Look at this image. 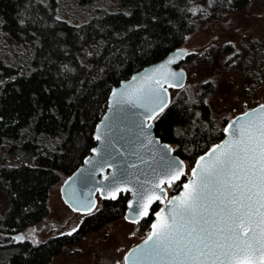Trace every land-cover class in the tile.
Wrapping results in <instances>:
<instances>
[{"label":"trees","instance_id":"1","mask_svg":"<svg viewBox=\"0 0 264 264\" xmlns=\"http://www.w3.org/2000/svg\"><path fill=\"white\" fill-rule=\"evenodd\" d=\"M64 1L0 0V39L16 47V54L0 49V193L6 204L0 235L6 241L47 215L50 187L90 154L111 88L181 47L193 30L192 0H96L105 8L91 9L94 0H71L75 9L85 5V19L89 14L77 25L58 17ZM212 88L204 83L194 100L178 96L153 121L155 135L190 167L222 138L205 102ZM127 199L102 201L71 235L38 245L8 241L0 264H50L63 246L122 218Z\"/></svg>","mask_w":264,"mask_h":264},{"label":"snow or ice","instance_id":"2","mask_svg":"<svg viewBox=\"0 0 264 264\" xmlns=\"http://www.w3.org/2000/svg\"><path fill=\"white\" fill-rule=\"evenodd\" d=\"M155 85L142 83L135 89L114 92L115 104L140 108L143 112L134 115L154 120L167 107L158 79ZM245 115L248 119L232 130L229 140L213 148L206 162L197 163L195 179L184 185V193L174 197L175 202L169 201L167 217L157 214L159 222L152 225L144 245L130 254L132 264H264V112ZM146 127L150 130L153 125ZM139 129L148 139L151 133L143 123ZM116 155L106 150V157L116 159ZM160 164L157 175L167 177L169 185L183 175L182 168L166 155ZM127 167L135 165H127L113 180H126ZM153 186L159 184L153 181ZM146 191L141 182L137 203ZM153 198L159 199L148 198L145 214Z\"/></svg>","mask_w":264,"mask_h":264},{"label":"rangeland","instance_id":"3","mask_svg":"<svg viewBox=\"0 0 264 264\" xmlns=\"http://www.w3.org/2000/svg\"><path fill=\"white\" fill-rule=\"evenodd\" d=\"M62 5L57 16L66 22L77 25L88 18L89 14L85 19L80 11L85 5L80 4L75 9L71 0L64 1ZM91 7L103 6L94 0ZM190 10L193 30L181 45L190 54L189 60L180 65L186 80L183 87L171 91V100L180 95L194 100L204 83H212V91L205 102L211 117L223 128L226 121L243 110L264 102V0H245L243 5L241 0H192ZM1 32L0 29V35ZM0 43L4 53L16 54V47L7 37L2 36ZM7 163L12 165L13 160ZM190 168L185 163V177L190 176ZM63 180L50 187L47 215L24 230L20 237L15 233L6 236L9 242L27 241L38 245L53 237L72 233L78 227L86 215L70 210L62 201L60 186ZM166 190L168 196L171 188ZM100 205L99 200L94 211ZM5 206L0 193V214ZM147 234V231L141 232L140 225L122 217L85 235L73 245L63 246L51 258L50 264H124L128 249L141 242ZM8 241L0 235V263L10 252L1 248Z\"/></svg>","mask_w":264,"mask_h":264},{"label":"water","instance_id":"4","mask_svg":"<svg viewBox=\"0 0 264 264\" xmlns=\"http://www.w3.org/2000/svg\"><path fill=\"white\" fill-rule=\"evenodd\" d=\"M188 57V51L183 47H178L161 60L134 72L128 79L120 81L118 85L111 88L106 109L96 123L92 135L95 146L91 149L90 154L83 159L82 164L68 175L60 186L61 199L70 210L88 215L95 210L98 199L115 201L119 195L127 194L128 199L123 217L128 222L136 221L135 223H139L148 217L156 203L163 202V206L153 215L149 227L150 234L153 231L152 225L159 222L157 214L167 217L168 209L171 207L169 201H173L174 197H180L185 191L184 185L195 179L193 169L196 168L197 163L206 162L213 148L229 140L232 130L248 119L246 113L259 114L264 112L263 104L240 113L229 120L222 130V138L195 159L190 170V177L181 184L180 189L175 194L166 199L165 188L169 186L167 177L157 175L161 168V157L166 155L169 160H175L177 168H182L183 172L184 161L174 153L173 148L168 143L162 142L155 135L154 127L150 130L147 129V124L153 125L155 119L147 120L143 116L134 115L143 112L140 108H130L127 105L121 108V106L116 105V97L113 96V93L119 94L126 89H135L141 86L142 83H152L153 86H156L155 81L158 79L163 98L168 106L171 101V91L180 89L185 83L186 74L180 65ZM169 59H172L173 63L169 64ZM161 65L164 67L161 68ZM157 69H160V71H157ZM233 121L236 123L234 124ZM141 123L145 126V131L151 133L148 139L140 134L139 125ZM229 125H231V128ZM225 129H228V131L226 132ZM97 137H100V139H97ZM149 140L152 142L149 143ZM108 145H111V147H108ZM106 150L107 152H115L117 154L116 159L106 157ZM201 157L204 160H201ZM127 165H135V167H127V179L114 181L113 178L118 177ZM183 175L171 184L178 182ZM85 177L87 179H84ZM161 180L164 182L161 183ZM153 181L158 183L159 187H154ZM141 182H144L147 191L143 193L144 198L137 203L139 199L137 190L140 188ZM124 189L128 190L125 191ZM113 195H115V199L111 198ZM149 197H159V199L153 198L151 200L145 214L144 204L148 202ZM130 203L132 204L131 208L129 207ZM144 241L126 254L125 257H128V260H125V264H132L130 254L134 250L139 251V248L144 245Z\"/></svg>","mask_w":264,"mask_h":264},{"label":"flooded vegetation","instance_id":"5","mask_svg":"<svg viewBox=\"0 0 264 264\" xmlns=\"http://www.w3.org/2000/svg\"><path fill=\"white\" fill-rule=\"evenodd\" d=\"M187 60H189V57L185 60V62L187 61ZM264 104V102L263 103H258V104H255L253 107H250L249 109H252V108H254V107H256V106H259V105H263ZM249 109H246V110H243V112H245V111H247V110H249ZM243 112H241V113H243ZM240 114V113H239ZM238 115V114H237ZM236 115V116H237ZM234 118V117H233ZM231 120V119H230ZM229 121V120H228ZM228 121H226V123L228 122ZM226 123H224V125H223V128H224V126H225V124ZM223 128H221V130H223ZM222 132V131H221ZM190 170H191V168H190ZM190 177V176H189ZM188 177H185L183 180L182 179H180L178 182H180V185L179 186H181V184L187 179ZM178 182H176V183H173V184H171V185H169L168 186V188H171V190L169 191V193H168V196H167V190H166V199H168L171 195H173V194H175L179 189H180V187H179V189H176V184L178 183ZM167 188V187H166ZM165 188V189H166ZM100 199H98V201H99ZM98 201H97V203H98ZM101 201V203H102V200H100ZM101 206V205H100ZM163 206V202H160V203H156L153 207H152V209H151V212H150V214L148 215V217L147 218H145V219H143V220H148L149 219V216H150V221H149V226H148V229L147 230H145L144 232H142V233H145L146 231L148 232V234L146 235V237L141 241V242H139V243H137V244H135L134 246H132L130 249H128V251H127V253L133 248V247H135V246H137V245H139L140 243H142L147 237H148V235H149V227H150V224H151V221L153 220V215L159 210V208H161ZM87 216V215H86ZM142 220V221H143ZM142 221L141 222H139V223H136V224H138V225H140V230L142 231V227H141V223H142ZM133 223V222H132ZM21 236V235H20ZM19 236V237H20ZM73 244H75V243H73ZM73 244H70V245H73ZM126 253V254H127ZM126 254H125V256H126ZM125 256H124V264H125Z\"/></svg>","mask_w":264,"mask_h":264}]
</instances>
